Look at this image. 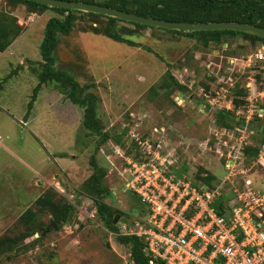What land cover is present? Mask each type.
Instances as JSON below:
<instances>
[{
  "label": "rangeland",
  "instance_id": "374dc122",
  "mask_svg": "<svg viewBox=\"0 0 264 264\" xmlns=\"http://www.w3.org/2000/svg\"><path fill=\"white\" fill-rule=\"evenodd\" d=\"M0 2V11L9 12L23 28L0 56V238L23 232L20 217L34 207L35 199L49 191L57 193V201L75 208L74 218L66 225H57L58 229L51 225L52 214L43 212L42 230L21 242L19 249L4 251L0 264H133L131 247L117 239L122 225H117L119 231L108 228L99 218L92 196L83 190L94 173L92 160L106 170L104 184L112 196L105 202L121 211L118 223L125 219L128 231L133 230L130 223L145 220L149 213V207L135 193L123 188L124 182L132 180L125 160L137 154L131 135L146 134L154 142L160 140L155 128L168 127V138L194 145L188 154L195 160V169L210 160L212 172L221 183L227 173L222 163L213 154L197 149L198 143H204L208 136L211 139L216 129L212 113L201 111V103L192 98L199 94V87L194 85L191 92H185L193 101L180 106L178 92L169 95L161 85L167 72L178 79L186 69L189 79L196 71L198 84L206 66L218 60L226 63L225 55L215 43L204 45L201 37L159 28L125 36L139 46L119 43L88 31L92 24L103 27L107 19L97 18L93 23L94 17L79 14L72 34L62 38L58 66L64 69L69 64L82 85L95 83L92 90L101 99L98 116L104 131L111 134V139L101 145V137L91 135L83 125L84 110L51 86H43L29 113L39 84L35 69L42 62L46 26L57 14L31 13L23 5L9 9L5 1ZM120 27L134 29L123 23ZM228 43L230 54L236 57H245L260 45L241 37ZM241 76L245 87L252 77L257 92L262 90L264 79L256 70H243ZM253 130L249 142L260 147L264 122L255 120ZM260 173L250 177L258 183ZM235 184L240 187L244 182L237 179Z\"/></svg>",
  "mask_w": 264,
  "mask_h": 264
},
{
  "label": "built area",
  "instance_id": "2783aa9c",
  "mask_svg": "<svg viewBox=\"0 0 264 264\" xmlns=\"http://www.w3.org/2000/svg\"><path fill=\"white\" fill-rule=\"evenodd\" d=\"M226 59L223 72L213 69L214 62L206 66L202 80H209V91L200 81L196 84L195 72L188 78V69L177 79L189 89L199 87V94L192 98L201 103V111L212 115L220 110L235 112L237 124L233 129L214 127L213 137L195 146L222 163L227 173L221 183L210 186L195 179L191 174L195 160L188 154L194 145L168 138V127L155 128L160 140L154 142L131 135L144 158H126L132 180L124 190L135 193L149 207V213L145 220L133 223V230L128 231V224L122 225L121 235H135L145 241L149 264H264V191L247 178L255 166H264V145L254 164H247L246 155L253 124L257 117L264 119V83L257 92L255 80L248 77L247 103L239 109H235L231 92L243 70H256L264 79V44L245 57ZM178 94L177 103L188 104ZM185 159L190 171L179 174ZM202 166L213 171L210 160ZM237 179L244 184L236 186ZM227 185H231L234 197L220 205L219 197Z\"/></svg>",
  "mask_w": 264,
  "mask_h": 264
},
{
  "label": "trees",
  "instance_id": "16d2710c",
  "mask_svg": "<svg viewBox=\"0 0 264 264\" xmlns=\"http://www.w3.org/2000/svg\"><path fill=\"white\" fill-rule=\"evenodd\" d=\"M5 5L9 9L23 5L31 13H38L43 15L46 12H54L57 16L52 17L46 26L45 38L41 45L42 62L39 69L36 70V74L39 80L38 86L34 90V95L29 106V113L33 109L34 103L37 100L40 91L43 86H51L55 88L60 94L65 95L74 105L84 110L83 125L91 135H97L101 137L100 144H105L111 139V134L104 131L102 122L98 116L97 106L100 97L93 92V88H96L95 83L82 85L76 77L73 75L70 65L64 69L58 66V50L62 42V38L72 34L75 24L77 22V16L79 14L94 17V22L97 23V18H105L107 22L103 27L94 26L92 24L88 31H92L96 34L103 35L113 41L119 43H125L130 46H139L131 39L125 38V36L133 35L136 31L142 29H156V27H150L147 25H141L137 23H131L108 17L104 15H98L94 13H87L82 11H74L60 8H52L46 5H42L28 0H3ZM64 1H81L89 4H97L117 10H121L128 13H133L143 17H150L170 22H184V23H222V22H240L247 25H255L264 29V0H64ZM120 23L128 24L134 27V29H126V27H120ZM162 29V28H159ZM167 32L175 33L179 35H186L190 38L201 37V41L204 45L208 43H215L216 46L222 51L226 58L236 57L232 56L231 46L228 43L237 37H241L245 40L251 41L253 44L260 43L259 47L264 44V39L253 36L247 33L238 31H201V32H183L165 29ZM23 33V28L19 22L13 18L9 12L0 11V54L8 50V48L14 43V41ZM228 44V48L225 45ZM259 47L257 49H259ZM216 52H219L217 50ZM225 58V59H226ZM82 64V63H81ZM79 64V66H81ZM225 62L219 61L216 64L214 62V70L218 68L219 72H223L225 69ZM87 71V69H86ZM196 72V71H194ZM216 81V77L212 79ZM206 90L209 91L211 85L209 80L205 77L200 81ZM243 76L239 75L238 80L232 88V98L235 105V109L243 107L247 102L248 91L243 83ZM162 88L168 91V94L191 92L187 86L180 84L174 75L167 72L165 81L162 83ZM177 104V103H175ZM178 105V104H177ZM180 107V106H179ZM257 121L264 122V119L257 117ZM215 128L219 130L233 129L237 124V118L234 111L220 110L214 112L211 119ZM126 131V130H125ZM170 135V131L168 133ZM142 136V135H141ZM120 137H117V141ZM210 139V136H208ZM142 139H148L147 135H143ZM131 144L135 148L137 154L136 160H142L144 157L140 153V148L135 140L131 138ZM250 145L246 149L247 164L252 165L256 162L261 147ZM178 153L182 154L178 149ZM129 155V154H128ZM182 156V155H181ZM188 160H184V165L179 174L188 173L190 170L186 167ZM94 166V173L84 183L83 190L92 196L99 218L104 224L111 228L113 231H119L117 224L114 223V219L121 211L115 210L110 204L105 202L108 196H112V193L105 186L104 181L107 176L106 170L97 164L96 160H92ZM261 171L258 175V183L256 179L253 180L250 176H255V172ZM192 175H195V179L201 183H206L210 186L219 182L218 178H215L213 172L208 171L205 166L199 165L196 169L192 170ZM264 166L259 164L254 167L247 178L252 179L259 189L264 188ZM220 183V182H219ZM126 183L124 182L123 188ZM224 194L219 197V204L225 203L230 197H234L231 192V185L224 187ZM264 191V190H263ZM57 193L55 191H49L40 196L35 202L34 207L28 208L20 217L19 223L24 226V231L12 235L4 236L0 238V255L11 248L19 249V244L26 239L34 236L37 232L42 230L43 223L40 221V215L47 211L52 214L53 222L58 226L68 224L74 218L75 208L68 202H62L56 200ZM34 208V209H33ZM52 224V221H51ZM131 227L133 224L130 223ZM118 241L122 245L131 247V259L133 264H149L150 258L146 253L147 244L145 241L135 235H119ZM36 241V240H35ZM34 241V242H35Z\"/></svg>",
  "mask_w": 264,
  "mask_h": 264
},
{
  "label": "water",
  "instance_id": "95a60500",
  "mask_svg": "<svg viewBox=\"0 0 264 264\" xmlns=\"http://www.w3.org/2000/svg\"><path fill=\"white\" fill-rule=\"evenodd\" d=\"M28 1H33L52 8L94 13L98 15L113 17L131 23H137L141 25H147L150 27H156V28H162L168 30L183 31V32L231 30V31L247 33L264 39V29L255 25H247L240 22H222V23L170 22V21H164L150 17H143L133 13H128L121 10H117L97 4H89L81 1H64V0H28ZM180 95L187 101V103H192L190 98H187L182 93H180ZM119 219H120V215H117L114 219V223L117 224L118 226H121L123 224H128V222L125 219L121 220L122 224L118 223ZM51 225L55 229H58L57 225L54 222H52ZM50 228L51 227H49V229Z\"/></svg>",
  "mask_w": 264,
  "mask_h": 264
},
{
  "label": "crops",
  "instance_id": "0c3cea01",
  "mask_svg": "<svg viewBox=\"0 0 264 264\" xmlns=\"http://www.w3.org/2000/svg\"><path fill=\"white\" fill-rule=\"evenodd\" d=\"M0 5H1V2H0ZM15 41H16V40H15ZM4 53H5V52H4ZM4 53H2V54H4ZM2 54H0V56H1ZM22 66H23V65H22ZM11 78H12V76L10 75V76L8 77V80L11 79ZM5 81H6V80H5ZM25 124H26V123H25ZM38 198H39V197H38ZM38 198H37V199H38ZM34 201H36V199H35Z\"/></svg>",
  "mask_w": 264,
  "mask_h": 264
},
{
  "label": "flooded vegetation",
  "instance_id": "af4514ba",
  "mask_svg": "<svg viewBox=\"0 0 264 264\" xmlns=\"http://www.w3.org/2000/svg\"><path fill=\"white\" fill-rule=\"evenodd\" d=\"M124 225V224H123Z\"/></svg>",
  "mask_w": 264,
  "mask_h": 264
}]
</instances>
